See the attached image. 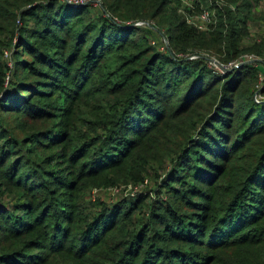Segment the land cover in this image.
<instances>
[{"label": "trees", "instance_id": "16d2710c", "mask_svg": "<svg viewBox=\"0 0 264 264\" xmlns=\"http://www.w3.org/2000/svg\"><path fill=\"white\" fill-rule=\"evenodd\" d=\"M86 1L0 0V48L12 54L5 61L0 51V193L8 182L31 199L18 209L0 203V242L36 233L23 247L5 250L0 264H31L30 248L42 249L49 234L47 243L64 237L59 218L69 219L73 205L51 197L48 186L76 188L63 174L69 162L73 175L84 177L171 156L163 187L170 201L153 207L137 229L121 227L133 207L116 208L113 220L107 208L80 241L97 235L78 251L109 240L106 264H264V84L257 89L261 73L243 64L246 54L264 60V38L244 43L252 6L225 0L216 25L201 31L179 12L180 0ZM211 57L239 66L220 72ZM70 95L77 107L54 112ZM77 114L89 117L78 128ZM26 119L63 124L28 131ZM31 145L63 167L35 169L33 152H23ZM39 203L58 221L51 233H39L41 218L26 219Z\"/></svg>", "mask_w": 264, "mask_h": 264}, {"label": "rangeland", "instance_id": "374dc122", "mask_svg": "<svg viewBox=\"0 0 264 264\" xmlns=\"http://www.w3.org/2000/svg\"><path fill=\"white\" fill-rule=\"evenodd\" d=\"M70 1V0H69ZM77 1L78 4H87L90 1L86 0H71ZM245 4H249L252 6V11L249 21V31L250 37L245 38V46H250V41L258 39L259 42L264 38V2H257L256 0H244ZM95 8H99L98 3H94ZM140 26L144 25V23H139ZM155 23L148 24L147 26H151L155 28ZM18 26H23L22 21H17ZM161 37V42L163 44H168V41L164 36ZM10 43L16 46L17 39L14 37ZM12 45V46H13ZM3 58L5 61L12 60L11 50L7 47L1 49ZM6 54H8L6 56ZM244 57L253 56V55H243ZM211 60H216L215 57H211ZM13 62V61H12ZM247 61H243V64ZM13 64L10 62V67L12 68ZM230 72V71H229ZM263 76V75H262ZM10 76L7 77V82ZM264 77L261 79L258 78V82L256 84V88L263 85ZM1 98V95H0ZM76 97L70 95L68 99L58 105L59 111H54L59 114L60 109L69 108L72 104L73 107L76 108L78 102L75 101ZM59 112V113H58ZM78 115V121L74 122L76 128L80 126V123H84L89 120V117L83 116L81 114ZM60 117V115H56ZM62 122L61 119L49 120L45 121H32V119H26L25 124L28 126L29 130H44L48 127L58 126L60 127ZM64 122V119H63ZM19 123L11 122L10 129L13 132L17 133L22 137V132L19 131L18 127ZM57 124V125H54ZM65 124V123H64ZM30 150V151H26ZM20 151H17V154ZM25 156L27 153L30 154L31 159L28 158L30 162L34 163V168L37 170H44L46 173L48 171H58L64 165V162L61 161L58 164L49 163L50 151L47 149L39 150L38 147H33L32 145L29 147H25L23 149ZM18 156V155H17ZM27 157V156H26ZM140 157L143 158V155L140 154ZM174 156L167 157L161 164L148 162L144 160L145 166L138 165V161L134 163V167H129L128 169H115L111 171H107L105 173L90 175L84 177H78L79 173L71 172V168L73 167V163L69 162L65 165V170L63 174L65 176H71V178L75 179L77 182L76 188H64L59 186L56 181L49 184L50 196L57 198L58 201L66 203H70L73 205V208H65L67 210L72 211L69 215V219L59 218V225L64 226L67 230H65V235L62 238V233H58V239L56 241L51 240L47 243V239L44 243H42V249L40 247H32L30 248V253L33 255L31 264H106L104 258V254L107 252L109 248L110 241H103L100 245L93 246V249L90 247L86 252L82 253L78 251L82 244H86L97 235L94 234L93 237H90L89 241H80V237L86 230L88 224L92 222V220L96 216L102 215L103 211L108 208L105 216L109 220H113L117 217V212H115L116 208H122L123 210L126 208L133 207V212L131 214V218L128 222L123 223L121 227L129 228V225H133L134 229H137L141 225H143L150 217L151 211L154 208H158L162 203L166 201H170L169 193L167 189H164V185L166 182V178H168V173L172 171L174 168L173 164ZM77 170L79 169V165L75 167ZM141 172V178H136L137 174ZM51 180V179H49ZM206 189V187H203ZM29 194V193H26ZM190 200L198 202L201 199L196 197H190ZM31 201L28 195H25V192L19 188H17L12 183H6L1 187L0 193V203L5 205L6 207H11L14 209H18V204H22L23 202ZM173 202V200H171ZM133 203V204H131ZM43 204H34L33 208H30L26 212V219L29 222L34 223L35 220H40V226L38 228L39 233L41 232H52L55 227L56 221L54 217L47 216L48 214H43L42 210ZM129 206V207H128ZM154 207V208H153ZM14 211V210H13ZM132 211V210H131ZM185 212H193L190 208H185ZM132 231V229H131ZM45 233V234H46ZM1 234V233H0ZM36 238V233H24L23 235L14 234L10 239H6L5 237L1 238L0 242V257L4 254L5 250L11 248H20L25 244L24 242L32 241ZM47 244V245H46ZM17 251L20 249H16ZM29 264V263H28Z\"/></svg>", "mask_w": 264, "mask_h": 264}, {"label": "built area", "instance_id": "2783aa9c", "mask_svg": "<svg viewBox=\"0 0 264 264\" xmlns=\"http://www.w3.org/2000/svg\"><path fill=\"white\" fill-rule=\"evenodd\" d=\"M257 2L263 3L264 0H256ZM70 2H73L70 0ZM181 6L179 7V12L185 17L186 22L198 30L209 31L217 23V12L223 9L227 4L225 0H180ZM77 3V1H74ZM234 9L233 7H231ZM140 25V24H137ZM8 54H6L7 56ZM246 61L260 60L261 64L264 65V60L256 58L255 56L244 57ZM216 60H211V66L215 67L218 71L224 72L217 64ZM237 67L238 65L232 63L229 66H224L227 69L231 67ZM264 76L261 74V79ZM264 84V81L263 83ZM262 87L261 85L259 88ZM260 98V95L256 96Z\"/></svg>", "mask_w": 264, "mask_h": 264}, {"label": "water", "instance_id": "95a60500", "mask_svg": "<svg viewBox=\"0 0 264 264\" xmlns=\"http://www.w3.org/2000/svg\"><path fill=\"white\" fill-rule=\"evenodd\" d=\"M216 64L224 71V72H229L231 71L230 69H227L226 67H224L223 65L219 64L218 62H216ZM244 64H255L257 71H259L263 76H264V65L261 64L260 60H253V61H248ZM239 66V65H238ZM237 66V67H238Z\"/></svg>", "mask_w": 264, "mask_h": 264}]
</instances>
